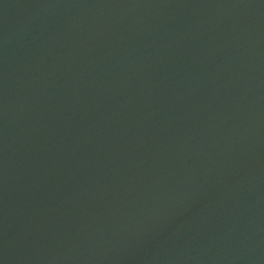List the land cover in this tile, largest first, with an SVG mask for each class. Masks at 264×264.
<instances>
[{
	"label": "water",
	"instance_id": "water-1",
	"mask_svg": "<svg viewBox=\"0 0 264 264\" xmlns=\"http://www.w3.org/2000/svg\"><path fill=\"white\" fill-rule=\"evenodd\" d=\"M0 264H264V0H0Z\"/></svg>",
	"mask_w": 264,
	"mask_h": 264
}]
</instances>
